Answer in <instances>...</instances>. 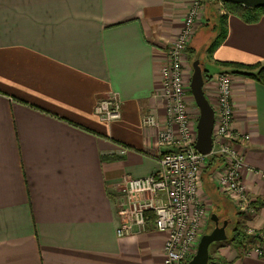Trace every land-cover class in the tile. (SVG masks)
<instances>
[{"label":"crops","instance_id":"1","mask_svg":"<svg viewBox=\"0 0 264 264\" xmlns=\"http://www.w3.org/2000/svg\"><path fill=\"white\" fill-rule=\"evenodd\" d=\"M188 1L0 0V264H162L163 234L116 236V198L126 177L158 167L156 131L141 117L163 119L164 47ZM225 13V38L201 63L210 105L213 76L231 73L220 63L264 68V16L245 23ZM231 76L233 130L250 135L241 171L256 208L248 224L259 231L264 74ZM112 92L120 118L105 123L94 107ZM217 250L226 264H264L229 244Z\"/></svg>","mask_w":264,"mask_h":264},{"label":"built area","instance_id":"2","mask_svg":"<svg viewBox=\"0 0 264 264\" xmlns=\"http://www.w3.org/2000/svg\"><path fill=\"white\" fill-rule=\"evenodd\" d=\"M200 3L201 0H192L170 46L168 60L160 67L162 80L158 92L163 119L159 120L152 112L141 117L144 127L156 131L158 167L143 176L126 177L116 198V236H129L148 227L163 234L162 264H185L195 254L200 238L197 230L204 212L198 197L201 166L209 155H219L224 164L217 180L219 192L229 198L239 213L250 215L251 219L256 216L253 200L241 178V171L246 168L244 149L250 135L233 130L231 73L220 72L213 76L216 94L211 105L214 111L211 153L202 155L194 147L196 129L193 126L197 120L188 107L189 102L194 103L189 85L191 74L182 60ZM120 108L118 95L112 93L96 103L94 113L100 121L109 123L120 118ZM124 152L125 149H121L120 153ZM249 171L260 173L254 169ZM260 175L264 179V173ZM256 233V229L247 227L248 235ZM251 253L264 257L263 246L254 244L244 255Z\"/></svg>","mask_w":264,"mask_h":264},{"label":"rangeland","instance_id":"3","mask_svg":"<svg viewBox=\"0 0 264 264\" xmlns=\"http://www.w3.org/2000/svg\"><path fill=\"white\" fill-rule=\"evenodd\" d=\"M189 4L187 6V9L185 11L184 17L187 14V11L190 7V4L192 3V0L188 1ZM225 8L222 3H220L218 0H201L200 7L198 10V14L195 18V21L193 23V33L192 36L187 44V49H191L192 54L186 49L184 51L183 56V66L186 70L190 71V74L192 72L191 68V62L197 58L201 62H204L205 64L208 63V59L210 58V55L208 53V46L211 43V41L216 37L217 33L222 35L224 28H221L220 23V16L222 13H224ZM199 29V34L197 36L195 35L196 30ZM191 43V44H190ZM190 44V46H189ZM172 45V42H170L169 46L164 47V55L165 59L163 63L167 62V54L170 49V46ZM203 73L205 70L203 69ZM113 93V92H112ZM111 93V94H112ZM107 97H110L108 95ZM105 97V98H107ZM98 99L96 103L99 101ZM213 104V103H212ZM96 105V104H95ZM194 117L197 120L199 115V110L196 108L195 111H193ZM195 126H193L196 129V121H194ZM215 155V154H212ZM220 157L219 155H215ZM221 158V157H220ZM208 166V159L204 162V164L201 166V188L199 190V198L202 201V208H203V216H201L200 225L197 230V236H201L204 233H208L213 228V220L211 219L212 214H216V216L219 218V222L221 223L223 220H225V217H222L223 213L228 214V218H226L228 222V225L226 227V234L228 235L230 233V226L231 223L234 221L233 217L236 212V208L231 207L227 201V196L221 194L219 192V187L217 184L218 178L223 173V166L222 163L217 169L214 170L213 174L210 176V178L206 179V181L203 179L204 171L206 167ZM209 183V184H208ZM210 185V186H208ZM223 203H228V205L225 204V207H223ZM225 209H223V208ZM221 216H220V215ZM224 214V215H225ZM239 219L243 221L245 225L250 227L248 224L249 220L251 219L250 215H246L244 213H240ZM252 228V227H251ZM222 244H227V242H219L212 245L210 248V255L213 258H216L218 255V247Z\"/></svg>","mask_w":264,"mask_h":264},{"label":"trees","instance_id":"4","mask_svg":"<svg viewBox=\"0 0 264 264\" xmlns=\"http://www.w3.org/2000/svg\"><path fill=\"white\" fill-rule=\"evenodd\" d=\"M223 6L226 10L227 13L233 14L234 16L238 17L240 20H242L245 23H255L262 16H264V6L262 7H245L242 6L241 4H236V3H223ZM227 14H222L220 16V25L221 28H224L223 34L220 35L217 33L216 37L211 41L209 44L208 48V53L211 56L212 51L214 50L215 46L219 42H221L226 35V27H225V20H226ZM191 54V49H187ZM196 59V58H195ZM200 63H202L200 61ZM221 66L227 68L230 70L231 73L241 75L246 78H251V79H256L259 81L263 80V74H264V68L260 67L259 64H254V65H244V64H238V63H232V62H224L220 63ZM257 69L256 72H253V70ZM203 73V70H202ZM203 79L204 81L207 79L206 75L203 73ZM208 166L206 167L203 175V179L208 181L210 176L213 174L214 170L219 167L223 161L222 158L215 156V155H209L208 156ZM209 184V183H208ZM210 186V185H208ZM229 204L231 201L227 199ZM228 203H223V207H225V204L228 205ZM263 205V203H261ZM255 206V205H254ZM223 213L222 217H225L224 219H229L228 214ZM220 215V214H219ZM220 215V216H221ZM240 213L236 212L233 217V222L231 223L230 226V233L228 234V239L224 242H227V244L231 245L234 250L240 254H244L248 252L251 248L252 245L254 244H259L263 246V253H264V230H259L257 231L256 235L250 236L247 234V225L243 223L239 219ZM230 221V220H229ZM228 221V222H229ZM228 228V227H227ZM219 243V242H217ZM215 243L210 244L209 246V258L207 264H226L225 260L218 254L216 258L211 257L210 255V248L212 245Z\"/></svg>","mask_w":264,"mask_h":264},{"label":"water","instance_id":"5","mask_svg":"<svg viewBox=\"0 0 264 264\" xmlns=\"http://www.w3.org/2000/svg\"><path fill=\"white\" fill-rule=\"evenodd\" d=\"M220 3H236L245 7H262L264 0H218ZM190 91L193 101L199 110L196 122V140L194 147L202 155H209L212 149V129L214 124V111L203 92V73L199 59L191 62ZM213 228L200 236L195 254L185 264H207L209 258V246L212 243L224 242L228 239L226 227L228 221L221 223L216 214L211 215Z\"/></svg>","mask_w":264,"mask_h":264}]
</instances>
